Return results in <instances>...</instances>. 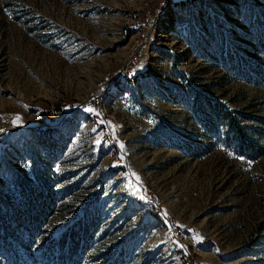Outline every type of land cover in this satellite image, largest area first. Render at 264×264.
<instances>
[{
	"label": "rangeland",
	"instance_id": "obj_1",
	"mask_svg": "<svg viewBox=\"0 0 264 264\" xmlns=\"http://www.w3.org/2000/svg\"><path fill=\"white\" fill-rule=\"evenodd\" d=\"M63 260L264 264V0H0V264Z\"/></svg>",
	"mask_w": 264,
	"mask_h": 264
},
{
	"label": "trees",
	"instance_id": "obj_2",
	"mask_svg": "<svg viewBox=\"0 0 264 264\" xmlns=\"http://www.w3.org/2000/svg\"><path fill=\"white\" fill-rule=\"evenodd\" d=\"M245 128L246 127H244V125L237 124L234 121L230 122L229 126H228L229 130L235 131V133H236V135L238 137V141H239L240 145H242L243 151L245 153H248V154L252 155V154H255L256 151L248 145L250 143V141L245 135V132H244ZM67 235L70 238V240H73V235L70 234L69 231L67 233H62L60 235V238H64ZM58 264H66V263L63 260V261L59 262Z\"/></svg>",
	"mask_w": 264,
	"mask_h": 264
}]
</instances>
